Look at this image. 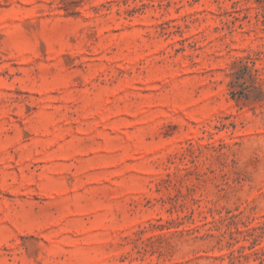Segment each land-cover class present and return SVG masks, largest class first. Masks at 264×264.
Segmentation results:
<instances>
[{"label":"rangeland","instance_id":"obj_1","mask_svg":"<svg viewBox=\"0 0 264 264\" xmlns=\"http://www.w3.org/2000/svg\"><path fill=\"white\" fill-rule=\"evenodd\" d=\"M0 264H264V0H0Z\"/></svg>","mask_w":264,"mask_h":264}]
</instances>
